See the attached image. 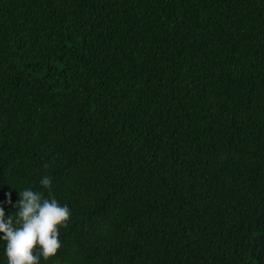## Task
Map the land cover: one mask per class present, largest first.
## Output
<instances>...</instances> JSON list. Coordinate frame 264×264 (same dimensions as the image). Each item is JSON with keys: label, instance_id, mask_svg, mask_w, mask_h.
<instances>
[{"label": "trees", "instance_id": "1", "mask_svg": "<svg viewBox=\"0 0 264 264\" xmlns=\"http://www.w3.org/2000/svg\"><path fill=\"white\" fill-rule=\"evenodd\" d=\"M28 188L71 212L39 264H264V0H0L5 219Z\"/></svg>", "mask_w": 264, "mask_h": 264}, {"label": "clouds", "instance_id": "2", "mask_svg": "<svg viewBox=\"0 0 264 264\" xmlns=\"http://www.w3.org/2000/svg\"><path fill=\"white\" fill-rule=\"evenodd\" d=\"M40 184L50 195L51 178L42 177ZM18 194L15 216L5 219L0 208V240L6 242L7 264H39L40 257L47 260L57 254L61 247L59 228L66 226L71 212L67 205L61 206L55 198H46L44 193L31 188ZM37 248L39 255L34 254Z\"/></svg>", "mask_w": 264, "mask_h": 264}]
</instances>
